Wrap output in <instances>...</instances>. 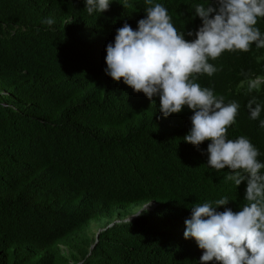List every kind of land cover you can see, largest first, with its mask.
<instances>
[{
    "label": "trees",
    "instance_id": "1",
    "mask_svg": "<svg viewBox=\"0 0 264 264\" xmlns=\"http://www.w3.org/2000/svg\"><path fill=\"white\" fill-rule=\"evenodd\" d=\"M154 2L195 38L187 32L201 26L195 7L204 0ZM122 3L89 15L84 0H0V264H200L202 250L184 238L191 207L227 197L217 211L235 212L246 203L245 183L207 166L208 142L184 141L187 107L165 118L158 96L152 103L105 74L117 29L145 18L144 0ZM257 26L264 32V19ZM209 62L219 71L197 82L241 105L228 138H248L264 163V86L239 87L242 73L264 76V49ZM150 200L131 218L130 207ZM102 217L97 240L88 237Z\"/></svg>",
    "mask_w": 264,
    "mask_h": 264
},
{
    "label": "clouds",
    "instance_id": "2",
    "mask_svg": "<svg viewBox=\"0 0 264 264\" xmlns=\"http://www.w3.org/2000/svg\"><path fill=\"white\" fill-rule=\"evenodd\" d=\"M84 2L92 15L107 11L113 0ZM144 3L145 18L137 22V29L125 23L117 29L114 43L106 46L105 74L152 103L158 96L159 112L165 118L187 107L193 115L184 141L197 149L207 141V166L216 172L227 169L225 179L236 187L246 184V203L239 211L226 207L217 211L229 204L227 197L191 207L184 238L193 239L202 250L200 264H264V163L258 159L260 152L244 136L228 138L241 105L234 100L225 103L223 95L197 82L200 76L211 78L219 71L209 61L225 52L247 53L253 45L264 49V32L257 26L264 19V0H204L195 7L201 26L195 33L187 32V36H195L192 40L177 30L162 3ZM122 5L131 6L129 0ZM242 75L241 89L246 87L248 94L261 91L264 76ZM246 107L252 120L259 119L262 106L256 96ZM260 127L264 128V120ZM150 203L144 202L132 216L146 211Z\"/></svg>",
    "mask_w": 264,
    "mask_h": 264
},
{
    "label": "rangeland",
    "instance_id": "3",
    "mask_svg": "<svg viewBox=\"0 0 264 264\" xmlns=\"http://www.w3.org/2000/svg\"><path fill=\"white\" fill-rule=\"evenodd\" d=\"M138 210L137 206H132L128 209V212L136 211ZM109 221L108 218H98L90 221L88 227L85 229V233L88 237L96 236V234L103 229L105 223Z\"/></svg>",
    "mask_w": 264,
    "mask_h": 264
},
{
    "label": "water",
    "instance_id": "4",
    "mask_svg": "<svg viewBox=\"0 0 264 264\" xmlns=\"http://www.w3.org/2000/svg\"><path fill=\"white\" fill-rule=\"evenodd\" d=\"M152 205H155V203H154V202H151V203H150V206H152ZM133 217H135V216H132L131 218H133ZM110 226H111V225H110ZM95 238H96L95 240H97V238H98V233L96 234ZM95 242H96V241H95Z\"/></svg>",
    "mask_w": 264,
    "mask_h": 264
}]
</instances>
